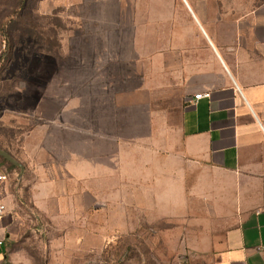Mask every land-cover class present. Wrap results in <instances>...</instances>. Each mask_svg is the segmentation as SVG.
Segmentation results:
<instances>
[{"label":"crops","instance_id":"crops-1","mask_svg":"<svg viewBox=\"0 0 264 264\" xmlns=\"http://www.w3.org/2000/svg\"><path fill=\"white\" fill-rule=\"evenodd\" d=\"M185 2L143 72L133 54V84L101 86L110 94L86 101L83 130L50 122L52 147L43 136V156L31 158L37 181L23 180L21 161L22 180L12 182L0 157V264H34L14 247L27 189L58 219L92 221L94 203L115 197L118 224L131 214L194 238L191 251L213 254L211 264H264V3ZM0 147L14 157L1 138Z\"/></svg>","mask_w":264,"mask_h":264},{"label":"rangeland","instance_id":"rangeland-1","mask_svg":"<svg viewBox=\"0 0 264 264\" xmlns=\"http://www.w3.org/2000/svg\"><path fill=\"white\" fill-rule=\"evenodd\" d=\"M11 4L0 0V138L20 163L27 162L23 180L35 182L40 176L31 158L43 156L36 149L43 136L52 147L50 122L60 118L83 130L86 101L108 96L103 86L133 84L127 76L134 53L141 54L134 64L143 72L150 52H164L167 17L183 0H40L36 11L22 15L12 14ZM82 135H74L79 152ZM9 169L12 182L22 180L19 166ZM20 196L14 247L34 264L212 263L213 254L191 251L188 240L194 238L165 235L159 224L133 221L131 214L118 224V207L110 203L115 197L94 203L92 221L85 222L58 219L53 206L37 203L34 190ZM175 227L170 232H180Z\"/></svg>","mask_w":264,"mask_h":264},{"label":"trees","instance_id":"trees-1","mask_svg":"<svg viewBox=\"0 0 264 264\" xmlns=\"http://www.w3.org/2000/svg\"><path fill=\"white\" fill-rule=\"evenodd\" d=\"M39 1L40 0H12L11 13H14L15 15H22L25 12L33 13L38 9ZM4 162H6V164H8L10 168L15 167V165L10 162H7L5 160Z\"/></svg>","mask_w":264,"mask_h":264},{"label":"water","instance_id":"water-1","mask_svg":"<svg viewBox=\"0 0 264 264\" xmlns=\"http://www.w3.org/2000/svg\"><path fill=\"white\" fill-rule=\"evenodd\" d=\"M0 157L5 159L6 161L19 166L22 170L24 169V166L16 159L14 158L10 153H8L6 150L2 149L0 147Z\"/></svg>","mask_w":264,"mask_h":264},{"label":"built area","instance_id":"built-area-1","mask_svg":"<svg viewBox=\"0 0 264 264\" xmlns=\"http://www.w3.org/2000/svg\"><path fill=\"white\" fill-rule=\"evenodd\" d=\"M209 93H199L195 95L196 99L202 98V97H208ZM1 166V163H0ZM7 179V175L5 173H0V180H6ZM6 211V207L4 204H0V217H2L4 215Z\"/></svg>","mask_w":264,"mask_h":264}]
</instances>
